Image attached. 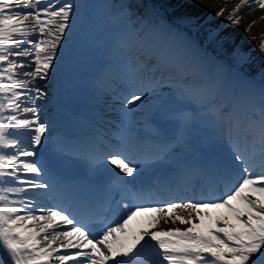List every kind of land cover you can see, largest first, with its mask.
<instances>
[{
	"label": "snow or ice",
	"instance_id": "snow-or-ice-1",
	"mask_svg": "<svg viewBox=\"0 0 264 264\" xmlns=\"http://www.w3.org/2000/svg\"><path fill=\"white\" fill-rule=\"evenodd\" d=\"M245 7L264 10V0H239L224 19L237 25ZM76 9L73 0H0V264H132L146 246L156 257L149 264H264V170L257 173L238 146L232 149L235 178L222 191L167 200L137 192L135 203L123 205L122 217L100 222V232L97 222L74 213L71 205L41 202L38 193L51 185L44 179L47 162L37 159L48 132L40 101L47 98L46 85ZM223 13L220 7L214 16ZM118 43L133 76L158 71L153 56L141 50L146 48L141 34ZM133 45L139 54L129 57ZM257 47L264 53V35ZM149 94H131L122 106L129 109ZM249 119L258 124L264 145V97ZM104 159L128 177L141 170L120 151ZM259 159L264 168V147ZM145 215L142 227H130Z\"/></svg>",
	"mask_w": 264,
	"mask_h": 264
},
{
	"label": "bare ground",
	"instance_id": "bare-ground-1",
	"mask_svg": "<svg viewBox=\"0 0 264 264\" xmlns=\"http://www.w3.org/2000/svg\"><path fill=\"white\" fill-rule=\"evenodd\" d=\"M159 2V0H156ZM239 3V0H227V3H225V0H166V4H168L172 10L174 11L175 14L179 13L180 15L184 16L185 19L195 22L197 24V29L199 31L204 32V27H203V21L207 17H214L218 21H222L224 16H226L229 12L230 9H233L235 5ZM224 7V13L220 18H216L214 16V12L220 7ZM172 10H170L172 12ZM177 14V15H179ZM242 14H249L248 20L252 18H257L256 25L258 27V30H263L264 29V19H260V17L264 16V10L258 8L253 11H248L247 7L242 9ZM250 23V22H249ZM138 123L144 124L143 122L140 121L138 118ZM122 144L124 143L125 139H128L130 141H133L135 137L129 133V131L121 132L120 134ZM154 149L151 145H148L146 148L141 147V151H146ZM170 152H166L165 155H169ZM175 154L174 149L171 151L169 156H173ZM251 163H254L253 160H251ZM200 197H197V199ZM148 218L147 215L138 217L134 219V222L130 225L132 229H136L139 227L143 226V222ZM170 226V225H168Z\"/></svg>",
	"mask_w": 264,
	"mask_h": 264
},
{
	"label": "rangeland",
	"instance_id": "rangeland-1",
	"mask_svg": "<svg viewBox=\"0 0 264 264\" xmlns=\"http://www.w3.org/2000/svg\"><path fill=\"white\" fill-rule=\"evenodd\" d=\"M191 1V0H189ZM242 25V28L240 29V34L242 33V35L244 36L243 38L245 39H251L257 32V29L254 27V24L249 28V23H247V20H242L240 19V22L237 24V27H234V30L236 31L234 34H232V38L233 39H236V33H237V30L239 29V27H241ZM248 29L247 31H245V29ZM210 31H216L215 29L213 30L212 27H210ZM211 32L208 33V35L211 37Z\"/></svg>",
	"mask_w": 264,
	"mask_h": 264
}]
</instances>
